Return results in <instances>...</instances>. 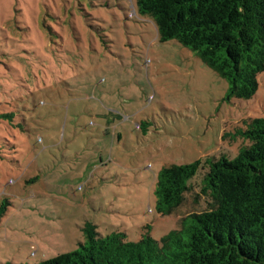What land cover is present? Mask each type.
Listing matches in <instances>:
<instances>
[{"label": "rangeland", "instance_id": "rangeland-1", "mask_svg": "<svg viewBox=\"0 0 264 264\" xmlns=\"http://www.w3.org/2000/svg\"><path fill=\"white\" fill-rule=\"evenodd\" d=\"M258 82L251 98H228V80L162 41L136 0H0V264L72 251L87 222L160 239L208 209L201 168L159 214L158 175L236 157L245 120L264 117V72Z\"/></svg>", "mask_w": 264, "mask_h": 264}, {"label": "trees", "instance_id": "trees-1", "mask_svg": "<svg viewBox=\"0 0 264 264\" xmlns=\"http://www.w3.org/2000/svg\"><path fill=\"white\" fill-rule=\"evenodd\" d=\"M162 41L193 49L229 83L228 98H251L264 72V0H136ZM238 135L249 140L232 159L208 156L164 167L157 178L156 209L169 215L204 169L201 194L210 207L191 212L160 239L138 241L124 232L83 227L76 249L37 264H264V117L245 120ZM7 204H0V219ZM149 229V226L147 227ZM4 264H24L11 261Z\"/></svg>", "mask_w": 264, "mask_h": 264}]
</instances>
